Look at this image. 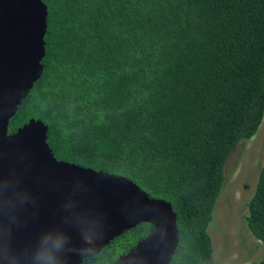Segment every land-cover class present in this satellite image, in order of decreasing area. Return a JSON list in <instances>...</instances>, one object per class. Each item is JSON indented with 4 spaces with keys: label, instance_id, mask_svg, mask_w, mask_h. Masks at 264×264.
Returning <instances> with one entry per match:
<instances>
[{
    "label": "trees",
    "instance_id": "1",
    "mask_svg": "<svg viewBox=\"0 0 264 264\" xmlns=\"http://www.w3.org/2000/svg\"><path fill=\"white\" fill-rule=\"evenodd\" d=\"M41 1L43 72L8 132L40 120L57 160L169 202V264H214L208 226L224 167L264 117V0ZM245 225L264 248V165ZM152 231L140 223L81 264H113Z\"/></svg>",
    "mask_w": 264,
    "mask_h": 264
},
{
    "label": "water",
    "instance_id": "2",
    "mask_svg": "<svg viewBox=\"0 0 264 264\" xmlns=\"http://www.w3.org/2000/svg\"><path fill=\"white\" fill-rule=\"evenodd\" d=\"M47 6L0 0V264H81L140 223L153 231L113 264H169L178 244L172 205L131 180L57 160L40 120H9L41 77ZM56 241L60 242L55 248Z\"/></svg>",
    "mask_w": 264,
    "mask_h": 264
},
{
    "label": "rangeland",
    "instance_id": "3",
    "mask_svg": "<svg viewBox=\"0 0 264 264\" xmlns=\"http://www.w3.org/2000/svg\"><path fill=\"white\" fill-rule=\"evenodd\" d=\"M263 165L264 118L257 133L248 142L239 144L225 165V182L208 226L214 264H247L264 253L263 247L254 248L260 243L245 225L247 202L255 191Z\"/></svg>",
    "mask_w": 264,
    "mask_h": 264
},
{
    "label": "clouds",
    "instance_id": "4",
    "mask_svg": "<svg viewBox=\"0 0 264 264\" xmlns=\"http://www.w3.org/2000/svg\"><path fill=\"white\" fill-rule=\"evenodd\" d=\"M264 118V117H263ZM225 168V167H224ZM60 246V242L59 241H56L55 243V248H59ZM41 260L43 262V264H52L53 262V257L51 255V251H46L44 254H42L41 256Z\"/></svg>",
    "mask_w": 264,
    "mask_h": 264
}]
</instances>
